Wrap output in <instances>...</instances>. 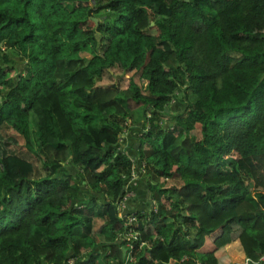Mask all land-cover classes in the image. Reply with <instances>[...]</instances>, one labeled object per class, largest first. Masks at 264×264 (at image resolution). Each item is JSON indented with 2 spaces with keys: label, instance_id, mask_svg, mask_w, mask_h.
<instances>
[{
  "label": "trees",
  "instance_id": "16d2710c",
  "mask_svg": "<svg viewBox=\"0 0 264 264\" xmlns=\"http://www.w3.org/2000/svg\"><path fill=\"white\" fill-rule=\"evenodd\" d=\"M2 127L0 264H264V0H0Z\"/></svg>",
  "mask_w": 264,
  "mask_h": 264
},
{
  "label": "rangeland",
  "instance_id": "374dc122",
  "mask_svg": "<svg viewBox=\"0 0 264 264\" xmlns=\"http://www.w3.org/2000/svg\"><path fill=\"white\" fill-rule=\"evenodd\" d=\"M85 55L88 56L87 53H85ZM9 56L13 59L14 61V65L15 67L17 68V70L21 71L22 69V66H23V59L22 57H19V56H12L11 53H9ZM123 74H118L117 75V78L119 76H122ZM123 77H125V75H123ZM138 83L141 85V87L144 89L146 88V81H143L142 82V79L141 80H138ZM182 107L183 105L180 104L179 101H175L172 106L170 108H168L166 111L168 114H172V113H177V112H180L182 110ZM31 127L34 128V121H33V117H31V123H30ZM140 122H137L135 124V127H134V130H131V132H135V134L139 131L136 132V128H139L140 129ZM127 133H129V130H126ZM12 137L14 140H16V137L19 141V143H17L16 145H13L11 147H8L6 148L4 145H3V140H5L7 137ZM136 141L135 137L132 138V140L129 141V144L130 147L128 148L129 150V153L130 151L132 152L131 154V158L132 159H135L136 161V156L134 157V152L132 151V146L134 144V142ZM25 149V146H24V143H23V140L21 137L17 136L14 132L10 131L7 127H2L0 128V156L5 153V152H18V153H21L22 151H24ZM32 158V157H31ZM36 159V158H35ZM32 160L34 161V159L32 158ZM37 165H39V162H36ZM35 164V167L37 166ZM40 166V165H39ZM139 166H142V165H139ZM140 169V167H139ZM37 172H39L38 170V166H37ZM143 173V171H142ZM140 173V170H138L137 166L135 165V169L134 171L132 172V176L131 178H129V180L127 181V183L129 181H133L131 185L127 186L126 184V187H125V195H124V200L122 201V203L120 204V211H121V214H124L123 211L126 210V207L128 208H132L133 205L134 207L136 208H146V210H149L150 207H155V204L152 203V200L150 198V194L148 192V189H147V186L145 184V181H144V177H143V174ZM138 174H141L142 177L140 178V180H136V177ZM135 182V183H134ZM224 248H225V252L230 255V258H231V263H235V264H243L246 262V259H245V256L243 254V250L239 244V242L237 241H230L228 243H226L224 245Z\"/></svg>",
  "mask_w": 264,
  "mask_h": 264
},
{
  "label": "crops",
  "instance_id": "0c3cea01",
  "mask_svg": "<svg viewBox=\"0 0 264 264\" xmlns=\"http://www.w3.org/2000/svg\"><path fill=\"white\" fill-rule=\"evenodd\" d=\"M126 134V135H125ZM123 136H122V138H123V140L121 141L122 142V144H121V148H125V149H127L128 150V148L130 147V145L131 144H129V141L130 140H132V138H134L135 136H136V134H135V132H131V131H129V133H127V131H126V133H125ZM125 136V137H124ZM129 151V150H128ZM130 153L132 154V152L130 151ZM139 162H136V166H137V168H138V170H140L139 169V164H138ZM140 173H142V172H140ZM143 174V173H142ZM142 177V175L141 174H138L137 175V177H136V179H135V181L138 179V180H140V178ZM144 177V176H143ZM144 181H145V178H144ZM133 181H129L128 183H127V186H129V185H131V184H133L132 183ZM135 183V182H134ZM151 208V207H150ZM142 209H145L146 210V208H140V210H142ZM136 210H139V208H136V207H134V205H133V207L132 208H127L126 207V210L125 211H123L124 213H128V212H132V211H136Z\"/></svg>",
  "mask_w": 264,
  "mask_h": 264
},
{
  "label": "water",
  "instance_id": "95a60500",
  "mask_svg": "<svg viewBox=\"0 0 264 264\" xmlns=\"http://www.w3.org/2000/svg\"><path fill=\"white\" fill-rule=\"evenodd\" d=\"M93 21L97 22V19L96 18H92ZM151 25L153 24V22L150 23Z\"/></svg>",
  "mask_w": 264,
  "mask_h": 264
},
{
  "label": "built area",
  "instance_id": "2783aa9c",
  "mask_svg": "<svg viewBox=\"0 0 264 264\" xmlns=\"http://www.w3.org/2000/svg\"><path fill=\"white\" fill-rule=\"evenodd\" d=\"M141 167H142V166H140V168H141ZM132 175H133V174H132ZM124 198H125V197H124ZM124 198H123V200H124ZM123 200H122V201H123ZM121 203H122V202H121Z\"/></svg>",
  "mask_w": 264,
  "mask_h": 264
}]
</instances>
